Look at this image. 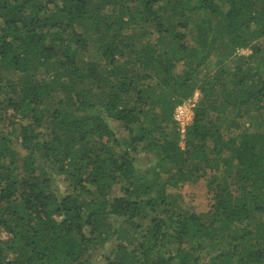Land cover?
I'll use <instances>...</instances> for the list:
<instances>
[{
    "label": "trees",
    "instance_id": "trees-1",
    "mask_svg": "<svg viewBox=\"0 0 264 264\" xmlns=\"http://www.w3.org/2000/svg\"><path fill=\"white\" fill-rule=\"evenodd\" d=\"M102 255L264 264V0H0V264Z\"/></svg>",
    "mask_w": 264,
    "mask_h": 264
},
{
    "label": "rangeland",
    "instance_id": "rangeland-1",
    "mask_svg": "<svg viewBox=\"0 0 264 264\" xmlns=\"http://www.w3.org/2000/svg\"><path fill=\"white\" fill-rule=\"evenodd\" d=\"M238 54L249 55L250 50L249 49L239 50ZM181 69L182 67L180 66L179 70ZM195 93L198 94V92ZM195 93L191 97L185 99L183 102H188L189 100L194 99L193 96L195 95ZM195 98L197 99L196 100V105H197L200 95L198 94L197 97ZM113 126L118 129L117 133L120 136L125 137L127 135L126 132L122 128H120L117 123L113 122ZM136 157H137V162H139L138 163L139 166H141L142 168L146 167L150 163V160L147 159L146 152H139ZM60 190L61 191L64 190V186L62 184H60ZM169 191L172 192V194L174 195L180 196V204L183 209L193 211L197 214L206 212L209 209L212 202L211 195L206 188L205 181L203 180H199L196 183H192V184L190 183L180 184L179 188L177 189L172 188ZM108 253L109 250L105 252V254ZM103 259L104 257L102 255L99 259H96L95 262H97L98 264H102Z\"/></svg>",
    "mask_w": 264,
    "mask_h": 264
},
{
    "label": "built area",
    "instance_id": "built-area-1",
    "mask_svg": "<svg viewBox=\"0 0 264 264\" xmlns=\"http://www.w3.org/2000/svg\"><path fill=\"white\" fill-rule=\"evenodd\" d=\"M197 93L193 96L194 99L188 102H182L174 110L173 118L178 125L181 138L184 137L186 128L191 124L194 117V108L196 107Z\"/></svg>",
    "mask_w": 264,
    "mask_h": 264
}]
</instances>
